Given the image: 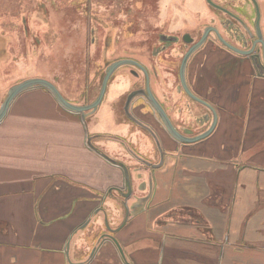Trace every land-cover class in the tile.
Returning <instances> with one entry per match:
<instances>
[{"label":"crops","instance_id":"0c3cea01","mask_svg":"<svg viewBox=\"0 0 264 264\" xmlns=\"http://www.w3.org/2000/svg\"><path fill=\"white\" fill-rule=\"evenodd\" d=\"M212 47L189 75L218 111L207 139L178 142L136 113L156 129L163 158L114 108L84 120L46 88L16 98L0 123V264H264V77ZM114 136L159 165L107 144ZM119 162L133 172L123 199L109 193L126 189ZM106 220L119 246L106 240L92 255Z\"/></svg>","mask_w":264,"mask_h":264},{"label":"rangeland","instance_id":"374dc122","mask_svg":"<svg viewBox=\"0 0 264 264\" xmlns=\"http://www.w3.org/2000/svg\"><path fill=\"white\" fill-rule=\"evenodd\" d=\"M258 1L264 6V0ZM0 10V108L13 85L37 76L52 80L72 102L91 103L99 95L107 68L123 58L140 61L151 77L159 71L165 81L161 35L182 36L188 31L197 35L211 21L219 22L206 0H0ZM181 45H176L178 60L166 62L175 76L174 88L180 83ZM121 71L139 74L131 88L145 84L138 68L125 66ZM111 82L110 88L116 84ZM111 133L117 134L114 129ZM107 144L126 154L119 142ZM9 174L15 175L10 168Z\"/></svg>","mask_w":264,"mask_h":264},{"label":"water","instance_id":"95a60500","mask_svg":"<svg viewBox=\"0 0 264 264\" xmlns=\"http://www.w3.org/2000/svg\"><path fill=\"white\" fill-rule=\"evenodd\" d=\"M206 1L209 8L217 15L215 19H219L217 24L216 22L211 21L210 25H207L204 28H194L198 29L197 35H194L195 33L191 31L184 32L182 36L178 34L161 35L163 46L160 48L159 55H163L161 59L166 64V66L162 65L163 71H161V73L165 74L166 82L161 79V77L159 78V71L154 70L155 76L153 77H155L156 80L154 79L153 81V77H151L148 68L144 64L136 59L123 58L115 61L107 68L99 95L94 101L88 104H76L72 102V98L66 95L52 80L42 76L31 77L13 85L9 89L8 95L0 108V123L7 116L9 109L16 98L23 92L32 88L42 87L48 89L65 109L73 113L81 114L84 120L88 119V115L90 117L105 107L104 102L106 99H109L108 94L111 92V96L114 98V101L106 105L108 112L111 113L114 108V112L119 116H122L121 118H125L130 121V123L134 124L137 129L142 130L144 134L151 135L156 142V148L161 153L162 158L164 150L156 129L151 124L144 123L141 119H139V117L136 116L137 111L143 113L147 118H156L162 124L163 128L178 142L190 144L198 143L207 139L217 127L218 111L207 98L201 97L193 90L189 80L191 70L190 66L198 60L200 56L206 58L210 53H213L214 48L212 45L215 44L220 46L222 50L232 52L235 56L246 57L252 62V69L256 72V74L264 77V72H260L255 69L258 57H262L260 49L256 52V45L258 42L264 44V36L258 22L256 30L259 40L255 41L250 49H247L249 47V43L243 42L242 40L243 29L248 31L255 28L254 23L250 22L254 19V6L257 8V15L260 21V6L262 5L258 0H225V2H227L225 3L226 5L220 4L215 0ZM26 20L27 18L24 16V31L26 38H28L29 32L26 25L29 24V22ZM229 38L241 43L242 46L233 44ZM181 42V47H184V51L179 53V55H182L179 68L180 83L176 88H174L175 76L174 73H171V67H169L166 62H169L170 60H178V48L176 45ZM125 66H133L143 72L145 84L143 86L131 88L136 80H138L139 74L137 73V75L134 76L131 72L127 75L122 71L119 72V70ZM247 66H250V64L248 63ZM116 73H118V78L114 80L113 77ZM112 79L116 84L112 85L110 88ZM163 81L167 86L162 83ZM154 82L157 85L160 96H157L154 89L155 86L152 87V83L154 84ZM169 105H171L170 108ZM120 108H122L123 114L120 112ZM176 121L179 122V124H176ZM114 138L125 148L126 153H134L135 156L138 157L139 161H141V163L147 168L149 166L156 167L159 165L153 164L150 159L147 157L144 158L140 154L139 157L135 153V149L123 138L119 136H114ZM136 140L139 141L145 154H151L154 150L153 147L147 143L144 137L139 138L137 136ZM89 141L91 143V138ZM113 161L116 162L115 160ZM119 163L125 170L126 189L121 192L119 188H112L109 193L113 194L114 190H117L120 192L119 196L123 199V197L126 198L132 193L131 174H133V172L131 173L125 163ZM109 193L107 196H109ZM91 221L92 220L86 222L82 228H86ZM106 226L109 232L100 236L95 248L93 249L92 255L95 254L98 245L106 240H113L119 246L117 238L113 235L116 231L109 226L107 220ZM70 247L71 243H69L68 249H70Z\"/></svg>","mask_w":264,"mask_h":264},{"label":"flooded vegetation","instance_id":"af4514ba","mask_svg":"<svg viewBox=\"0 0 264 264\" xmlns=\"http://www.w3.org/2000/svg\"><path fill=\"white\" fill-rule=\"evenodd\" d=\"M261 7V18H260V21L258 19V15H257V8L256 6H254V19L250 22H253L254 25H255V28L251 29V30H245L243 29V36H242V40L243 42H248L249 43V47L247 49H250L253 45V43L255 41H258L259 40V36L257 34V30H256V25L257 23L259 22L260 24V29L262 30V34L264 36V6H260ZM249 26V25H248ZM229 40L235 44V45H238V46H242L241 43L235 41V40H232L231 38H229ZM260 49V53L262 55L261 58L258 57V60H257V66H255V69L257 71H260V72H264V44L263 43H260L258 42V44L256 45V52L257 50ZM228 54L232 55L230 58V61L234 62L235 64L237 63H241V64H244V65H247L248 63L250 64V68L252 69L253 68V64L250 60H248L246 57H238V56H235L232 52L230 51H227ZM234 57V58H233ZM246 58V59H245ZM109 99H106V101L104 102V105H107V101Z\"/></svg>","mask_w":264,"mask_h":264}]
</instances>
